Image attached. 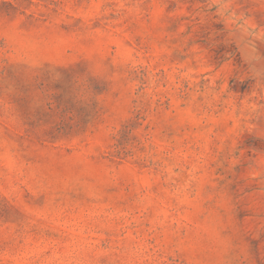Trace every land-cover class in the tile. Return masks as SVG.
Listing matches in <instances>:
<instances>
[{
    "label": "rangeland",
    "instance_id": "obj_1",
    "mask_svg": "<svg viewBox=\"0 0 264 264\" xmlns=\"http://www.w3.org/2000/svg\"><path fill=\"white\" fill-rule=\"evenodd\" d=\"M0 264H264V0H0Z\"/></svg>",
    "mask_w": 264,
    "mask_h": 264
}]
</instances>
